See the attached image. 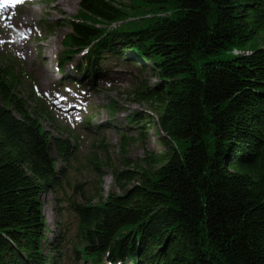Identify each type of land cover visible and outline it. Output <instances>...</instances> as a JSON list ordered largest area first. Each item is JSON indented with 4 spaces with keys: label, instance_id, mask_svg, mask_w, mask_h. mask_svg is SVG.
I'll use <instances>...</instances> for the list:
<instances>
[{
    "label": "trees",
    "instance_id": "trees-1",
    "mask_svg": "<svg viewBox=\"0 0 264 264\" xmlns=\"http://www.w3.org/2000/svg\"><path fill=\"white\" fill-rule=\"evenodd\" d=\"M134 5L149 13L130 19ZM79 8L58 63L68 94L85 97L116 68L153 63L158 83L134 96L157 103L152 115L131 116L134 137L119 131L123 167L112 176L121 193L70 203L78 231L67 258L63 227L48 239L42 196L63 188L59 162L76 154V138L46 128L53 100L16 59L0 63V264H264V0ZM153 128L165 148L131 158L129 146ZM97 147L109 153L104 141Z\"/></svg>",
    "mask_w": 264,
    "mask_h": 264
},
{
    "label": "rangeland",
    "instance_id": "rangeland-1",
    "mask_svg": "<svg viewBox=\"0 0 264 264\" xmlns=\"http://www.w3.org/2000/svg\"><path fill=\"white\" fill-rule=\"evenodd\" d=\"M1 1L4 5L0 8V63L8 64L6 58L16 59L27 75L36 80L33 85L53 99L51 114L55 120H46V128L55 133V128L65 127L76 138V154L68 164L59 162V167L66 166L67 177L64 178L63 188L47 191L42 196L44 214L50 229L48 239L52 240L54 234L62 231L60 226L63 227L65 238L60 247L69 258L72 253L71 242L76 240L78 231V218L70 203L86 204L90 201V204H96L112 191L121 193L112 176L114 169L123 167L120 132L134 137L136 131L130 124L131 116L137 112L153 114L157 102L137 99L134 90H144L145 84L154 86L158 79L151 71L153 63L146 64L147 70L129 65L124 70L116 68L114 76L101 80L98 89L87 96H70L66 88L68 84L63 82V74L58 70V63L66 50L63 46L65 37L71 32L68 21L82 17L79 14L81 0ZM115 1L130 3V0ZM134 6L130 19H142L149 13L143 6ZM116 25L107 27L100 22L97 26L112 28ZM221 57L229 58L230 55L223 54ZM79 58L77 56L75 61ZM106 65L110 63L106 62ZM73 68L74 62H68V76L75 75ZM43 69L47 76L42 74ZM22 88L24 92L30 89L29 86ZM88 117H91L90 124L85 123ZM163 137L164 134L158 129H150L129 146L130 157L138 160L145 156L146 151L163 150ZM101 141L108 145V154L97 147ZM95 161L107 162V165L102 164L99 171Z\"/></svg>",
    "mask_w": 264,
    "mask_h": 264
},
{
    "label": "bare ground",
    "instance_id": "bare-ground-1",
    "mask_svg": "<svg viewBox=\"0 0 264 264\" xmlns=\"http://www.w3.org/2000/svg\"><path fill=\"white\" fill-rule=\"evenodd\" d=\"M64 2H68V0H64ZM64 2H60V4H62V3L65 4ZM3 5H4V4H3L2 1L0 0V8H2ZM42 74L47 76V72H46L45 69L42 70ZM78 90H80V89H78Z\"/></svg>",
    "mask_w": 264,
    "mask_h": 264
}]
</instances>
